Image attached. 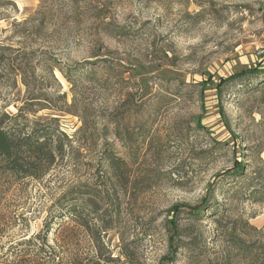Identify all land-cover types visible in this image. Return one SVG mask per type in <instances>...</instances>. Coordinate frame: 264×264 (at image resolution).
Wrapping results in <instances>:
<instances>
[{
    "label": "rangeland",
    "instance_id": "374dc122",
    "mask_svg": "<svg viewBox=\"0 0 264 264\" xmlns=\"http://www.w3.org/2000/svg\"><path fill=\"white\" fill-rule=\"evenodd\" d=\"M1 118L65 142L40 178L0 166L1 264L48 224L44 250L246 264L226 230L264 225V0H0Z\"/></svg>",
    "mask_w": 264,
    "mask_h": 264
},
{
    "label": "trees",
    "instance_id": "16d2710c",
    "mask_svg": "<svg viewBox=\"0 0 264 264\" xmlns=\"http://www.w3.org/2000/svg\"><path fill=\"white\" fill-rule=\"evenodd\" d=\"M240 76L242 75L225 78L222 79V82L226 83ZM3 123L4 120L1 118L0 166L7 170L24 176L40 178L56 162L58 156L64 155L65 142L60 138V134L56 133V130L51 131L50 125L39 128L37 127L38 122H36V125L29 126V129L25 131L24 129L27 128L25 124L22 127L11 128L3 126ZM120 161L116 157H110L108 167L116 172L121 167ZM243 169L244 164L241 162H237L234 166L236 174H241ZM261 184L259 189L252 191L257 196L256 201L264 200V181ZM79 208L77 206L72 208L76 212L65 217L74 221L79 227L88 228L89 222L84 220ZM192 209H194L192 214L195 217H200L205 213V207L202 205L197 208L192 207ZM213 217L216 224L222 223L221 218ZM173 223L177 228V219H173ZM52 227V224H48L44 237L41 234L35 237L34 246L37 250H9L10 253L6 254L8 259L6 264H125L121 258L114 257L110 252L100 250L99 238H94L96 249L85 254L73 250L70 251V254L67 253V250H44L48 244L47 239H45L46 234L51 231ZM254 230L256 238L251 239L250 236ZM226 231L232 235L230 246L242 251L246 264H264V225L257 227L245 220L240 232L236 226L227 228ZM124 250H130V248L126 246ZM128 253L124 251L122 255L126 257L127 263H132Z\"/></svg>",
    "mask_w": 264,
    "mask_h": 264
},
{
    "label": "crops",
    "instance_id": "0c3cea01",
    "mask_svg": "<svg viewBox=\"0 0 264 264\" xmlns=\"http://www.w3.org/2000/svg\"><path fill=\"white\" fill-rule=\"evenodd\" d=\"M262 221H264V219Z\"/></svg>",
    "mask_w": 264,
    "mask_h": 264
}]
</instances>
